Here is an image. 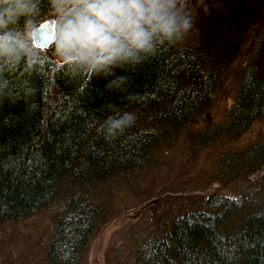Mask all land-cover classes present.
I'll return each mask as SVG.
<instances>
[{
  "label": "trees",
  "instance_id": "1",
  "mask_svg": "<svg viewBox=\"0 0 264 264\" xmlns=\"http://www.w3.org/2000/svg\"><path fill=\"white\" fill-rule=\"evenodd\" d=\"M36 3L27 18L26 54L0 57V226L51 211L54 228L42 264H83L100 222L138 214L129 211L170 173L172 151L188 148L196 156L211 148L213 167L193 183L203 194L182 201L183 188L162 193L174 194L176 208L166 219L136 222L127 256L134 264H264V139L233 144L264 122V73L256 64L262 37L246 57L220 55L201 38L203 2L195 0L184 40L160 46L135 68H117L116 75L129 77L127 91H109L105 79L64 63L56 38L46 49L34 44L37 25L56 27L50 0ZM24 21L10 27L23 29ZM227 85L233 103L224 120L205 119L199 127ZM129 93L140 98L129 100ZM109 104L138 118L105 140L95 128L113 115ZM148 199L141 209L154 200Z\"/></svg>",
  "mask_w": 264,
  "mask_h": 264
},
{
  "label": "clouds",
  "instance_id": "2",
  "mask_svg": "<svg viewBox=\"0 0 264 264\" xmlns=\"http://www.w3.org/2000/svg\"><path fill=\"white\" fill-rule=\"evenodd\" d=\"M56 20V54L67 64L84 66L105 79V89L127 91L129 77L117 68H135L163 45L182 42L193 27L191 0H50ZM36 0H0V57L25 55ZM25 18L23 29L10 26ZM108 77H112L108 79ZM129 100L138 94L129 93ZM113 112L96 125L105 140L133 126L137 114L107 105ZM5 123H10L5 118Z\"/></svg>",
  "mask_w": 264,
  "mask_h": 264
},
{
  "label": "rangeland",
  "instance_id": "3",
  "mask_svg": "<svg viewBox=\"0 0 264 264\" xmlns=\"http://www.w3.org/2000/svg\"><path fill=\"white\" fill-rule=\"evenodd\" d=\"M194 2L195 0H191V5ZM202 2L198 16L201 38L220 55L226 58H243L254 51V45L259 38L262 37L260 42L262 40L264 42V30L261 28L264 22V0H202ZM256 64L264 73V47L257 54ZM219 96V102L208 117L201 120L199 127L203 126L205 119L213 122L224 120L233 103L232 90L227 85ZM262 139L264 122L260 121L254 123L233 144L236 149L243 148L251 141ZM214 152L216 151L206 148L192 156L188 148L182 152L172 151L170 155L174 157L175 165L165 169V172L170 173L156 179L153 191L148 195L154 199L152 203L141 209L145 206V201L149 200V197L141 196L129 211L130 213L140 209L138 214L137 212L132 213L133 215L116 214L100 222L83 264H134L131 257L127 256L131 248L127 247V240L135 223H148L151 219L163 220L171 216L176 208V202L179 201L172 198L174 194L172 196L162 194L170 188L184 189L182 201H185L189 194L192 197L203 194L201 191H195L197 187L193 183L205 179L216 159ZM165 184L171 185L166 187ZM186 188L192 191L186 192ZM53 224L52 212H45L42 209L37 215L23 221L1 225L0 264H42V253L52 235ZM9 258L11 262L14 260V263L7 261Z\"/></svg>",
  "mask_w": 264,
  "mask_h": 264
},
{
  "label": "water",
  "instance_id": "4",
  "mask_svg": "<svg viewBox=\"0 0 264 264\" xmlns=\"http://www.w3.org/2000/svg\"><path fill=\"white\" fill-rule=\"evenodd\" d=\"M56 38L55 23L52 21H46L40 23L33 29V40L34 44L38 47L46 49L50 44L54 42ZM208 117V115L206 116ZM198 119L193 118L192 122H197Z\"/></svg>",
  "mask_w": 264,
  "mask_h": 264
},
{
  "label": "bare ground",
  "instance_id": "5",
  "mask_svg": "<svg viewBox=\"0 0 264 264\" xmlns=\"http://www.w3.org/2000/svg\"><path fill=\"white\" fill-rule=\"evenodd\" d=\"M33 215H37V213H34ZM33 215H32V216H33ZM30 217H31V216H30Z\"/></svg>",
  "mask_w": 264,
  "mask_h": 264
}]
</instances>
